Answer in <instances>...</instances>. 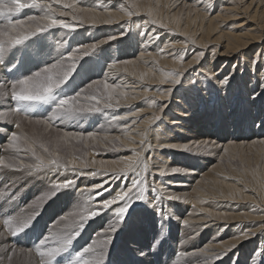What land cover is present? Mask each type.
Listing matches in <instances>:
<instances>
[{"label":"bare ground","instance_id":"obj_1","mask_svg":"<svg viewBox=\"0 0 264 264\" xmlns=\"http://www.w3.org/2000/svg\"><path fill=\"white\" fill-rule=\"evenodd\" d=\"M80 2L85 3L86 8L76 16L78 19L71 18L67 21L76 25L75 31L106 26L112 28L111 30L116 33L113 36L115 39L111 41L125 39L129 34L139 40L143 39L141 41L143 51L139 50L138 60L130 59L126 54L123 55L126 56L124 59H108L104 65L102 62V80L107 79L110 83L121 84V90L128 93V99L122 100L121 106L131 104V109L135 105L142 108L133 115H129L133 116L132 119L117 124V126L123 127L118 141L131 150V157L135 153H139L148 165V171L141 172V175L146 177L148 185L145 197L151 203L152 211L159 217L158 222L163 233H169L170 230H178L180 233L186 231L190 235L194 234L191 237L194 239L202 230L209 228L210 241L203 246V248H207L209 256L217 253L223 254L226 249H231L221 258L214 260L213 264H219V261L225 257L227 259L230 254H233L231 264H244V260L247 261L245 264H262L264 256L260 253L264 252V192L261 188H253L248 177L254 175L252 165L255 166V171L258 173L264 170V143H262L264 137L257 135L252 140L243 141L234 140L235 138L230 139L222 145V158L239 159L243 165L242 171H235L231 165L227 164L226 166L218 161L215 166L209 168L202 177L196 180L193 186L182 179H180L181 182L176 183H169L167 180L164 183L167 187L160 189L161 177L179 175L177 177L181 178L180 175L192 176L198 175V172L189 169L185 164L173 163L172 168L181 169L180 172L173 174L172 168H168L166 165L169 161L163 162L159 153L170 149L171 138H175L171 137L172 131L168 132L165 129L166 124H169L171 129L179 134L182 133V127L189 125L190 121H193V126H205L202 115H198L199 113L196 111L199 105H202L199 110L206 109L208 111L206 115L210 114L211 110H216L217 107L224 108V105H230L228 108L232 113L227 119L228 123L230 122L232 126H241L243 119H240L239 112H243L244 116L248 115V112L256 115L258 107L264 104V42H262L264 40V0H215L214 2L213 0H193V3L197 4L193 6L186 5L184 0H92L88 2L81 0ZM178 2L179 4H177ZM214 3H226V8H220L217 15L212 17L209 15L208 9ZM198 6L201 8L198 9ZM129 9L134 13L131 16L126 14ZM239 16L245 17V21H247L245 26L244 23H239L238 26L233 23L229 28L221 29L220 26L223 25L216 23L221 21L224 24ZM134 18L135 20L132 21ZM234 26L235 29L244 28L240 31H233L234 29L230 28ZM177 38L178 40H176ZM260 42L262 43L260 44ZM256 44L260 46L252 52H246ZM186 47L187 51H185ZM209 48L211 49L209 50ZM191 51L194 53L193 56L189 62L184 64L182 61L184 52ZM200 53L203 55L197 59ZM208 53V61L202 65L198 63ZM95 54L97 55V52ZM215 56L224 60L220 61V67L213 71L210 64L214 63ZM113 61H128L130 63H121L118 66L120 71L114 75L113 70L109 68ZM94 63L97 68L100 65V59H95ZM124 68H127L128 71L124 72ZM133 72L136 75H132ZM141 72L148 73L143 81L139 79ZM161 72L179 73L180 82L174 84L172 81L175 77H168L167 82L161 84L160 81L164 78ZM2 77L8 76L2 74ZM168 89H171V92ZM196 92L199 95V101L196 100L198 96L193 99ZM173 96H175V105L171 108L169 102ZM231 98L232 101L225 102ZM190 103L191 105L187 106ZM179 107H183L184 110ZM169 108L173 112H170ZM238 108L242 110L238 112ZM248 108L251 110L248 111ZM117 110L116 108L104 109L101 111L102 117L109 119L116 115L114 112ZM259 115H261V111H259ZM154 116H159L165 121L163 124H158V120H153ZM234 118L237 119L234 120ZM209 122L212 123L211 120ZM224 122H226L225 119L221 118L216 120L215 125L211 124L217 127V135H220L221 130L218 127H222ZM105 135L94 140L89 139L85 143L103 145L104 142H109L114 137L107 134L109 140H104ZM248 135V133L245 134L244 138L251 137ZM190 137L195 139L192 144L197 146H208L212 141V138L204 137V135L203 137ZM184 146L178 145L181 150L184 149ZM225 148L228 149L227 152L224 151ZM243 149H245L244 152ZM247 151L248 154L245 155L244 153ZM147 154L150 155L148 158L145 156ZM252 154L256 156L253 157ZM12 155L21 158L18 160L25 158L16 154ZM249 155L251 158L248 157ZM4 161L5 164L0 165V172H13L6 166V158ZM126 161L123 160L120 163L102 161L95 159L91 154L88 155L90 170L96 167L94 171L104 172L107 170L108 173H111L113 170L123 167ZM142 167L141 164L140 168ZM140 168L137 171H140ZM159 170H164L166 175L161 176ZM38 174L43 177L47 176L49 182L74 179L77 183L78 177L82 176L78 171L76 173L65 172L64 169H60L56 173L42 171ZM133 175L134 173H129L128 176L115 180L111 175L85 176L87 183L86 180L81 181L80 185L76 187L79 189L75 195L84 201L89 196L94 197L91 204V207L94 208L97 201L110 198L109 193L114 196L116 191L125 185H130ZM155 176L159 177L154 178ZM56 177L58 178L55 179ZM91 178L96 181L89 182ZM105 180L109 181L105 185L109 191H104L102 196L91 191L93 185L103 183ZM171 184L175 188H171ZM153 187L156 188L155 192L152 191ZM96 190L101 191L100 189ZM186 190L190 191L185 192ZM169 195L180 199L168 200ZM156 196H162L163 199L156 200ZM138 202L140 201L136 200L135 194H133L131 208L135 207ZM116 207L113 205L106 211L109 212V222L101 227L103 229L100 230L101 232L96 233V238L105 235V229L114 219L111 217H113ZM157 209H161V211H157ZM187 212H189V216L182 220ZM100 215L89 220L87 224L100 218ZM170 220L173 221L171 225ZM185 221L187 224L184 223ZM127 223L125 220L123 225ZM142 230L144 231L141 233H145L148 228L143 227ZM190 230L194 231L190 232ZM222 232L224 235H228V239L223 241L221 238L213 241L219 235L221 236ZM147 235L151 238L150 231ZM173 244L175 250L177 246L182 250L187 246L186 243L179 244L176 241ZM233 245L235 247H232ZM149 250L147 249L143 253L147 254L150 252ZM166 252L164 251L163 260ZM196 252L199 250L189 252L187 260H191L193 263V258L199 259L198 264H203L204 257L194 256ZM170 258L168 256L167 261Z\"/></svg>","mask_w":264,"mask_h":264},{"label":"rangeland","instance_id":"obj_2","mask_svg":"<svg viewBox=\"0 0 264 264\" xmlns=\"http://www.w3.org/2000/svg\"><path fill=\"white\" fill-rule=\"evenodd\" d=\"M80 1L81 0H64V2L72 4V8H64L62 4H53V7L58 9L57 18L63 19L67 22L69 19L73 18V15L78 16L81 14L83 9L86 8V4ZM84 1L88 2L92 0ZM214 1L215 0H213V2ZM179 2L177 4H179ZM184 2L188 6L197 5L193 3V0H184ZM225 6L226 3H214L210 9L207 7L209 10V15L215 17L219 9H222ZM197 8L200 9L201 6H198ZM60 12H66L68 15L60 16ZM29 15H43V13L39 12L37 9L26 8L16 18L26 20ZM134 20L135 18L132 21ZM216 23L223 25L220 26L221 29H226L229 28V26L233 23L237 24L235 26H238L239 23H244L245 26L247 21H245L244 16H239L234 20L224 24L221 21H217ZM235 26L230 29H234L233 31H240L244 28L235 29ZM111 29L112 28L106 26H101L94 29L83 28L77 31H68L57 28L52 29L45 34L33 37L27 42L26 46H21L15 51L14 55L11 56L10 66L15 65L16 69L9 73L3 66H0V85H10V81L12 79L21 75L30 74L31 72L37 70L39 66H42L44 60H51V57L47 56L46 54L52 52V55L54 56L57 46L60 43L64 44V48L59 49L61 52H63L65 49L71 51L80 44L89 45L93 42L99 44L100 41H105V43L100 45L102 52L97 51V55L93 54L92 56L85 58L86 63H84L83 68L79 70V74L75 76V79H73L67 88H65V92L71 93L74 89L78 90L79 88L85 87L91 81L102 80V62H104L102 63L104 65L108 59H124L126 56L123 55L126 54H128L130 59L138 60L139 50L143 51L141 42L143 39L139 40L137 37L131 34H129L125 39H116L113 41L109 40V37H113L114 34H116L113 32L114 30ZM176 40H178V38ZM262 42H264V40H262ZM262 42H260V44ZM259 46L260 45L257 44L253 45L246 52H252ZM210 49L211 48H209V50ZM187 50L188 49L186 47L185 51ZM190 53H192V51L184 52L182 58L184 64L189 62L194 54ZM250 55L252 54L250 53ZM95 59H100V65H98L97 68L96 64L94 63ZM208 59L209 53L204 55L198 63H201V65L205 64ZM214 59V63L210 64V68L213 71H216L220 67V61L224 59L217 58L216 56ZM2 74L8 77H2ZM179 90H181V88H179ZM197 92L194 93L193 99L198 96L196 100L199 101L200 99ZM8 98L0 97V114H3L0 115V157L7 159L6 164L16 163V160L21 159L17 156H13L12 154L24 156L25 158L22 160L25 163L33 162L31 160L30 154L26 155L23 151L17 153L14 149L9 147V144L11 143L10 137L13 133L21 137L27 136L39 141H52L57 136L63 135L65 131L82 132L85 135L88 132H97L99 133L97 138H101V136L104 134L118 137L120 136L123 127H119L117 124L132 119L131 117L133 116L129 115H133V113H135L137 110L142 109L139 105H135L132 107L133 109H131V104L122 105L121 107L116 108L118 110L114 113H116L117 116L127 117L126 120L118 122H113L111 118H103V115L101 112H99L77 117L72 121L53 120L51 124H46L37 123V121H44L47 119L51 112L50 107L37 106L32 113L25 115L22 112L16 113L14 111L16 102L14 103L10 99V96ZM174 98L175 96L171 98L172 102H169L171 104V108L173 105H175ZM189 99L191 100L192 98ZM212 100L214 101V99ZM227 101H232V98L231 100L229 99L225 102L227 103ZM190 105L191 103L187 104V106ZM201 106L202 105H199V108L196 111L199 113L198 115H202L205 126H193V121H190L189 125L182 127V133L179 134L172 130L169 124H166L165 129L168 132L172 131L171 137L175 138H171L170 149L163 150L159 153L160 159H162L163 162L166 160L169 161V163L167 162L166 164L168 168H172L173 163H182L185 164V166H187L189 169H192L194 172H198V175H180L181 178L177 177L179 175L161 177L162 181H159L160 189L167 187V185H164L167 180L169 183H176L181 182L180 179H182L193 186L195 181L202 177V175L205 174L209 168L215 166L218 161L226 166L227 164L231 165L235 171L240 172L242 171L243 165L239 159L222 158V145L227 143L230 139L233 140V138H235L234 140L243 141L250 139L252 140V138L256 137L257 135L259 137H264L261 136L264 134V116H261L264 114V104L258 107L256 115H252V112H248V115L245 114L244 116L243 112H239L242 109L238 108V115H240V119H243V123L241 126L238 125L239 127L232 126L230 125V122L228 123L227 121L228 117H230L232 113L228 108L230 105H224V108L221 106L217 107L216 110H211L210 114L207 115L206 112L208 113V111H206V109L199 110L201 109ZM179 109L184 110L183 107H179ZM249 109L251 110V108H248V111H250ZM169 110L170 112H173L172 109L169 108ZM259 111H261V115H259ZM221 118H224L226 122L222 124V127H218V129L221 128V130L219 133L220 135H217V127L214 125L216 124V120H220ZM236 119L237 118H234V120ZM210 120L212 123L209 122ZM164 121L165 120L160 117L158 124H163ZM17 124H19V127H17ZM247 133L249 134L248 136L251 137L245 139L244 136ZM203 135L204 137L208 136L209 138H212V141L208 146H197L192 144L194 142V138H191L190 136L203 137ZM179 144L186 145L187 150H185V148L183 150L179 149ZM75 147L79 149V151L75 152V155L80 157V159L86 162L88 165L89 154L93 155V157L97 160H105L115 163L123 162V160H127L129 157H131V150H129L128 147L120 144L118 140L115 142L110 140L109 142H104L103 145L90 143L75 144ZM244 151L245 149H243V152ZM8 154H10V156H8ZM244 154H248V151ZM66 155L71 158L70 152L66 153ZM145 156L148 158L150 155L147 154ZM255 156L256 155H253V157ZM248 157L251 158V155ZM77 164H79V161H77ZM90 167L91 166L89 165L88 168L78 169L77 171L89 173L93 172L96 168L94 167L92 170H90ZM252 168L254 169V175L248 177L250 184H252L253 188H261V190L264 192V170L258 173L255 171L256 168L254 165H252ZM11 170L13 172H0V219H2L5 214L12 216H26L32 214L33 212H38L39 214L36 216V219L30 229L26 231V234H20L16 237L6 234L5 236L0 237V264H9L8 255L12 254L13 249H16L17 253L20 254L13 255L12 264H26L29 259L31 264H38L39 258L36 257L34 253L29 258L27 256V250L32 249L34 244L38 241V238L43 237L45 234L49 233L50 230L54 231L58 228H63L67 223V220H61L60 218L62 216L71 219L72 213L81 210L85 201L83 199H78L76 196L78 193L77 189H79L76 187L80 185L81 181L83 182L86 180L87 183V178L85 176L88 175L85 174L81 177H78L79 181H77L74 188L59 190L54 196H51V198L44 199L47 194L53 190V184L55 183L54 180H52L53 183L49 182V178H47V176L43 177L38 173L35 175L34 172L30 173L28 169L21 170L19 169L18 165L17 168H11ZM158 177L155 176L154 178ZM57 178L58 177L55 179ZM191 178H193V180H191ZM94 181L96 180H93V178L89 180V182ZM170 186H172V184ZM171 188L175 187L172 186ZM189 191L190 190H186L185 192ZM96 192H99V190H96ZM13 197H15V199H13ZM41 200H43V202H41ZM150 205L151 203L146 199L145 201L138 202L135 207L130 208L129 210V213L126 217V222L128 223L119 226L115 233H109L113 238L111 244L108 246L105 264H138V262H140L139 264H198L199 259L193 258V263L191 260H187L189 257L188 253L191 251L194 252V250H200L205 244H207L208 241H210V229L206 228L202 230L200 234L194 239L191 238L194 234L190 235L186 231L180 233L178 230H168L169 233H163L162 227H160L161 225L158 222L159 217L152 211V207H150ZM108 214L109 212H106L105 214L102 212L100 218L92 220L91 223H88L85 226V228L81 231L80 236L74 242V249H82L84 246L92 243L94 240L99 241L105 238L103 233V236L99 238H96L95 235L98 234V231L103 230L101 227L105 226V224L109 222ZM187 216H189V212L185 213L182 220ZM111 218H114V215ZM169 222L170 225L173 224V221L170 220ZM139 224L141 225L139 226ZM143 227L148 228L145 233H141L144 231L142 230ZM3 231L4 227L2 223H0V232ZM149 231L151 233V238H149V235H147ZM193 231L194 230H190V232ZM219 236L213 241L221 238H223V241L228 239V235H224V232H222L220 237ZM175 241L179 244L186 243V248L182 250L179 246H177L175 250V246L173 244ZM147 249H150V252L144 254L143 251H147ZM21 250H23V253H21ZM164 251L167 252L165 259L163 260ZM232 255L233 254H230L227 259L226 257L223 258L222 261H219V264H231L233 260V257L231 258ZM168 256L171 258L167 261ZM194 256H199L198 252H196ZM245 262L247 263L246 260H244V264Z\"/></svg>","mask_w":264,"mask_h":264},{"label":"snow or ice","instance_id":"obj_3","mask_svg":"<svg viewBox=\"0 0 264 264\" xmlns=\"http://www.w3.org/2000/svg\"><path fill=\"white\" fill-rule=\"evenodd\" d=\"M53 4H62L64 8L73 7L72 4L66 3L64 0H0V66H3L7 72L11 73L16 69L15 65L10 66L11 56L18 48L26 46L27 42L33 37L57 28L68 31L76 30V25L57 18L58 9L53 7ZM26 8L37 9L43 15H29L26 20L16 18ZM126 14L131 16L134 13L129 9ZM59 15L64 16L68 13L60 12ZM73 19H78V17L73 15ZM108 39L112 40L115 37H109ZM103 43L105 41H100L99 44L95 42L89 45L80 44L71 51L65 49L63 52L59 49L64 48V44H58L54 56L52 52L46 54L51 57V60H44L42 66H39L37 70L12 79L10 85H0V97L8 98L10 96V99L16 102L14 111L16 113L22 112L25 115L32 113L37 106L50 107L51 112L47 119L37 121V123L46 124H51L53 120L72 121L77 117L99 113L104 109L119 108L121 101L128 99V93L121 90V84L110 83L107 79L91 81L85 87L78 90L74 89L71 93L65 92V88L75 79V76L79 74V70L86 63L85 58L92 56L97 51L102 52L100 45ZM202 55L203 53L198 54L197 59ZM121 63L127 64L130 62L113 61L109 65L114 75L120 71L118 66ZM123 71L127 72L128 69L124 68ZM132 75H136V73L133 72ZM147 75V72H141L139 79L143 81ZM161 75L164 77L160 81L161 84L167 82L168 77H175L172 81L174 84L180 82L179 73L161 72ZM168 91L171 92V89H168ZM126 119V116L113 115L111 117L113 122ZM159 119V116L153 117V120ZM17 127H19V124H17ZM125 127L127 126L125 125ZM98 136L99 133L97 132H88L85 135L82 132L65 131L63 135L57 136L52 141H39L13 133L10 137L9 147L17 153L23 151L26 155L30 154L33 162L25 163L23 160H18L16 163L7 164L6 166L15 169L18 165L19 169H28L30 173L42 171L56 173L60 169H64L65 172L76 173L78 169H86L89 165L75 155V152L79 151L75 144H84L87 140H94ZM103 139L109 140V136L106 134ZM111 139L115 142L119 140V137ZM184 148L187 150L186 145ZM224 151L227 152L228 149L225 148ZM69 152L71 158L66 155ZM77 161H79V164H77ZM3 164H5V161L0 157V165ZM141 164L143 165L142 168H140ZM138 168H140V171H137ZM142 171L147 172L148 165L139 153L129 157L123 167L113 170L111 173H108L107 170L104 172L96 170L89 173L81 171V175L87 174L93 177L111 175L113 180L126 177L129 173H134V175L130 185H125L119 191H116L114 196L109 193L110 198L97 201L96 207H91L94 197L89 196L81 210L71 214V219L62 216L61 220H67L64 227L50 231L43 237L38 238L33 248L27 250V256L30 258L34 253L39 258L38 264H105L108 246L113 238L109 233H115L119 226L125 222L132 207L133 194H135L136 200L145 201L146 199L145 192L148 190V185L146 177L141 175ZM180 171L179 168L171 169L173 174ZM159 174L164 176L166 172L159 170ZM108 182V180H105L103 183L93 185L91 191L98 196H102L104 191H109L105 187ZM75 184L74 179L56 181L53 184V190L44 199L51 198L59 190L74 188ZM96 189L101 191L96 192ZM152 191L155 192L156 188L153 187ZM155 199L161 200L163 197L156 196ZM167 199L176 200L180 198L169 195ZM113 205H117V207L115 208L114 219L105 229V238L99 241L94 240L82 249H74V242L80 236L87 222L99 216L102 212H106ZM157 211H161V209H157ZM38 214V212L26 216L5 214L0 219V223L4 227V231L0 232V237L6 234H10L12 237L26 234ZM184 223L187 224V221ZM232 247H235V245ZM230 250V248L226 249L223 254ZM21 253H23V250H21ZM19 254L16 249H13L12 254L8 255L9 264H12L13 255ZM223 254L217 253L209 256L207 248L200 249L198 252V255L204 257L203 264H213L214 260L221 258ZM260 255L264 256V252ZM26 264H31L30 259Z\"/></svg>","mask_w":264,"mask_h":264}]
</instances>
